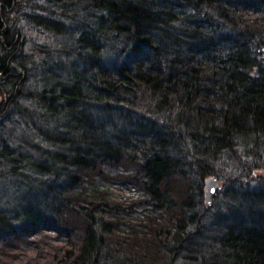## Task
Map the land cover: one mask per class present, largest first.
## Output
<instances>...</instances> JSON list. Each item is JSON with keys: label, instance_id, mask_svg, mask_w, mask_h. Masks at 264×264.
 <instances>
[{"label": "trees", "instance_id": "obj_1", "mask_svg": "<svg viewBox=\"0 0 264 264\" xmlns=\"http://www.w3.org/2000/svg\"><path fill=\"white\" fill-rule=\"evenodd\" d=\"M263 169L264 0H0V264H264Z\"/></svg>", "mask_w": 264, "mask_h": 264}, {"label": "water", "instance_id": "obj_2", "mask_svg": "<svg viewBox=\"0 0 264 264\" xmlns=\"http://www.w3.org/2000/svg\"><path fill=\"white\" fill-rule=\"evenodd\" d=\"M204 183V203L210 205L212 202V197L219 187L218 180L213 177H207L203 181Z\"/></svg>", "mask_w": 264, "mask_h": 264}, {"label": "rangeland", "instance_id": "obj_3", "mask_svg": "<svg viewBox=\"0 0 264 264\" xmlns=\"http://www.w3.org/2000/svg\"><path fill=\"white\" fill-rule=\"evenodd\" d=\"M38 76V75H36ZM37 84H35L34 82L32 83V81H30L28 83V89L32 90L34 87L35 89H41L42 86H43V82L40 81V76L35 80ZM33 89V90H35ZM7 180V179H6ZM4 182H7V181H4ZM251 182H255L256 184H258L259 182L260 183H264V169L263 170H260L256 177L251 181ZM0 183H2V181H0ZM219 186V185H218ZM218 189V188H217Z\"/></svg>", "mask_w": 264, "mask_h": 264}]
</instances>
